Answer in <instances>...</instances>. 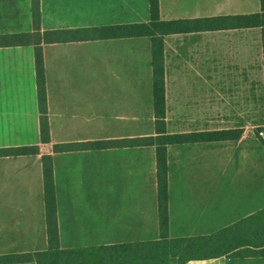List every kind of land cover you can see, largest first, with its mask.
<instances>
[{
    "label": "crops",
    "instance_id": "1",
    "mask_svg": "<svg viewBox=\"0 0 264 264\" xmlns=\"http://www.w3.org/2000/svg\"><path fill=\"white\" fill-rule=\"evenodd\" d=\"M159 2L163 22L261 12V0ZM149 22V0H41L42 31L115 28L120 33L43 46L50 143L41 140L34 47H0V149H40L38 155L0 158V256L49 248L44 155L53 158L62 249L159 238L157 159L152 180L148 156L156 148L127 142L156 134L152 42L127 35L129 26ZM206 27L163 38L164 128L169 135L224 131L212 125L219 95L235 89L239 102L246 89H264L261 29ZM32 31L31 0L26 12L22 0H0V36ZM170 110H175L172 118ZM170 119L205 121L211 129L169 133ZM139 123L149 131L135 132ZM117 140L125 143L105 149L97 145ZM202 144L172 146L168 152L190 154ZM205 144H211L205 155L177 160L180 176L168 175L171 238L210 236L264 209V170L244 167L231 177L204 176L200 165L208 164L214 173L215 164L214 143ZM55 145H63L62 152L56 153ZM260 246L248 244L237 255L186 264H264Z\"/></svg>",
    "mask_w": 264,
    "mask_h": 264
},
{
    "label": "trees",
    "instance_id": "2",
    "mask_svg": "<svg viewBox=\"0 0 264 264\" xmlns=\"http://www.w3.org/2000/svg\"><path fill=\"white\" fill-rule=\"evenodd\" d=\"M150 22L128 27L127 35L149 38L153 52L154 109L156 134L154 136L128 140L133 146L155 147L157 152V178L159 199V238L147 242L124 243L83 249H62L57 221L56 191L53 175V158L43 156L45 197L47 206V228L49 248L35 254L0 256V264H186L237 255L239 248L248 244L264 247V209L257 214L231 224L210 236L171 238L169 235V185L168 147L196 143H215L239 140L241 135L229 131L169 135L165 131V70L163 38L175 33H184L207 26L209 30L261 29L264 57V0L261 12L240 17H218L202 20H180L163 22L160 17L159 0H149ZM33 31L16 35L0 36V47L33 46L36 57V72L40 110L41 140L51 142L48 118V99L43 46L52 43L93 41L96 38L116 37L115 28H83L75 30L42 31L41 0H31ZM124 34V33H123ZM262 137V136H261ZM264 148V139H261ZM125 142L105 141L98 143L102 149L120 146ZM63 145H55L56 153ZM40 154L39 147H17L0 149V158Z\"/></svg>",
    "mask_w": 264,
    "mask_h": 264
},
{
    "label": "rangeland",
    "instance_id": "3",
    "mask_svg": "<svg viewBox=\"0 0 264 264\" xmlns=\"http://www.w3.org/2000/svg\"><path fill=\"white\" fill-rule=\"evenodd\" d=\"M28 0H22L23 12H26ZM237 90H225L224 94L219 95L217 99L219 105L217 114L215 113V120L213 122V129L224 130L231 133H238L241 135L238 141H227V142H215L212 144L214 147L215 164L214 173H210L208 169V164L204 167L200 165L199 171L204 173V176L210 174L217 176H233L235 172L241 168H262L264 170V148L262 146L261 133L264 131V89H246L245 98H240L239 102L236 100ZM241 93V91H240ZM171 109V108H170ZM169 111V116L172 118L171 112ZM187 124V125H184ZM145 123L135 124L136 131H149ZM183 125L185 127H183ZM167 127L169 133H179L183 131H198L204 129H211L210 123L206 126L205 121H191V122H181L170 119L167 121ZM208 127V128H207ZM152 132V127L150 133ZM211 144H202L198 149L189 150L188 152L178 153L176 151L168 152L169 161V176L172 178L178 177L182 174L181 168L182 163L178 162L182 155L185 157L183 160H187L190 156L198 155L203 156L206 150L209 149ZM221 146L227 147L228 152L223 150ZM171 149L172 146H169ZM156 151L152 148L150 149L149 156V175L153 180L155 179V168H156ZM147 153H144L146 155ZM225 169H222L223 163ZM135 170L137 165L134 166ZM140 168V166H139ZM253 172V170H251ZM191 175L193 170H190ZM253 174V173H252ZM150 191H154V186H150Z\"/></svg>",
    "mask_w": 264,
    "mask_h": 264
},
{
    "label": "built area",
    "instance_id": "4",
    "mask_svg": "<svg viewBox=\"0 0 264 264\" xmlns=\"http://www.w3.org/2000/svg\"><path fill=\"white\" fill-rule=\"evenodd\" d=\"M261 135H262V133H261Z\"/></svg>",
    "mask_w": 264,
    "mask_h": 264
}]
</instances>
